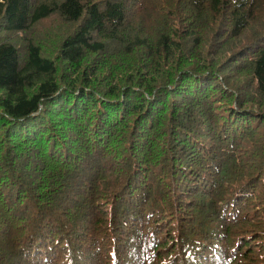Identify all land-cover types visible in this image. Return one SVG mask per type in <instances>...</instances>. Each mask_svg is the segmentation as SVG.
I'll list each match as a JSON object with an SVG mask.
<instances>
[{"label": "trees", "instance_id": "obj_1", "mask_svg": "<svg viewBox=\"0 0 264 264\" xmlns=\"http://www.w3.org/2000/svg\"><path fill=\"white\" fill-rule=\"evenodd\" d=\"M0 264H264V0H0Z\"/></svg>", "mask_w": 264, "mask_h": 264}, {"label": "rangeland", "instance_id": "obj_2", "mask_svg": "<svg viewBox=\"0 0 264 264\" xmlns=\"http://www.w3.org/2000/svg\"><path fill=\"white\" fill-rule=\"evenodd\" d=\"M74 50H75V49H74ZM75 51H76V50H75ZM75 51H71V50H70L69 52L67 51V53H66V58H70V57H72V56L74 55V52H75Z\"/></svg>", "mask_w": 264, "mask_h": 264}]
</instances>
